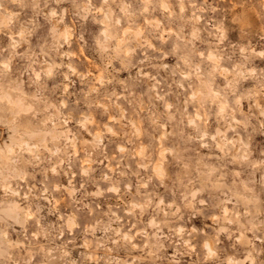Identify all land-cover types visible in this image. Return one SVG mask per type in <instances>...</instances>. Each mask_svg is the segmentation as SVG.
<instances>
[{
  "label": "clouds",
  "instance_id": "obj_1",
  "mask_svg": "<svg viewBox=\"0 0 264 264\" xmlns=\"http://www.w3.org/2000/svg\"><path fill=\"white\" fill-rule=\"evenodd\" d=\"M0 264H264V0H0Z\"/></svg>",
  "mask_w": 264,
  "mask_h": 264
}]
</instances>
